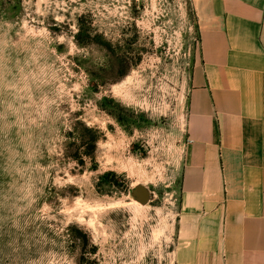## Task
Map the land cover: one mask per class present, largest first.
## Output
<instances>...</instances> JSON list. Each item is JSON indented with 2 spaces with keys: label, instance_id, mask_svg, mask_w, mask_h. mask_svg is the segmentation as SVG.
Instances as JSON below:
<instances>
[{
  "label": "rangeland",
  "instance_id": "1",
  "mask_svg": "<svg viewBox=\"0 0 264 264\" xmlns=\"http://www.w3.org/2000/svg\"><path fill=\"white\" fill-rule=\"evenodd\" d=\"M200 63L190 0H0V264H173Z\"/></svg>",
  "mask_w": 264,
  "mask_h": 264
},
{
  "label": "crops",
  "instance_id": "2",
  "mask_svg": "<svg viewBox=\"0 0 264 264\" xmlns=\"http://www.w3.org/2000/svg\"><path fill=\"white\" fill-rule=\"evenodd\" d=\"M190 1L201 63L173 264H264V0Z\"/></svg>",
  "mask_w": 264,
  "mask_h": 264
},
{
  "label": "water",
  "instance_id": "3",
  "mask_svg": "<svg viewBox=\"0 0 264 264\" xmlns=\"http://www.w3.org/2000/svg\"><path fill=\"white\" fill-rule=\"evenodd\" d=\"M140 199L142 202H147L148 200V192L145 188H141L139 191Z\"/></svg>",
  "mask_w": 264,
  "mask_h": 264
}]
</instances>
